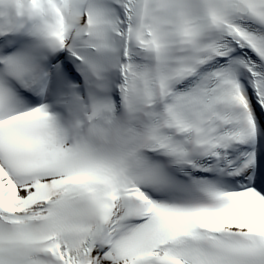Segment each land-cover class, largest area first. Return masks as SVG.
Listing matches in <instances>:
<instances>
[{
  "label": "snow or ice",
  "instance_id": "snow-or-ice-1",
  "mask_svg": "<svg viewBox=\"0 0 264 264\" xmlns=\"http://www.w3.org/2000/svg\"><path fill=\"white\" fill-rule=\"evenodd\" d=\"M0 264H264V0H0Z\"/></svg>",
  "mask_w": 264,
  "mask_h": 264
}]
</instances>
